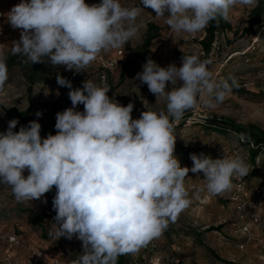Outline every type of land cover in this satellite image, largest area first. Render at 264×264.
Instances as JSON below:
<instances>
[{
    "label": "clouds",
    "instance_id": "9594fccd",
    "mask_svg": "<svg viewBox=\"0 0 264 264\" xmlns=\"http://www.w3.org/2000/svg\"><path fill=\"white\" fill-rule=\"evenodd\" d=\"M173 32L195 34L210 22L228 20L237 5L255 7L257 0H140ZM140 6L120 0H21L6 14L19 40L12 55L25 63L44 62L81 72L102 53L124 47L137 35ZM166 13H168L166 15ZM4 44H0V90L8 80ZM210 60L183 55L182 65L161 67L151 58L135 79L147 84L166 111L146 110L133 119V103L122 106L108 96L110 87L85 80L73 89L57 73V84L70 89L72 107L56 114V135L41 137L36 120L14 131L18 119L0 132V184L11 187L17 201L39 200L53 186L52 223L57 239L76 236L83 251L72 264H117L120 255L137 251L162 235L169 222L190 204L184 181L191 171L203 174L212 195L230 191L249 166L242 157L217 158L190 154L193 166L181 167L174 155V125L199 101L206 107L223 102L238 82L217 80ZM173 86L170 91L166 85ZM178 82H182L177 86ZM83 104L84 111H76ZM37 117L42 112L37 111ZM27 170L28 175L23 173ZM44 203H47L46 199Z\"/></svg>",
    "mask_w": 264,
    "mask_h": 264
},
{
    "label": "rangeland",
    "instance_id": "374dc122",
    "mask_svg": "<svg viewBox=\"0 0 264 264\" xmlns=\"http://www.w3.org/2000/svg\"><path fill=\"white\" fill-rule=\"evenodd\" d=\"M20 2L21 0H15L9 6L13 7ZM85 2L92 5L101 1ZM120 2L129 8L140 6L144 9L135 21L137 35L124 47L105 52L113 55L116 51H121L120 62L110 75V82L121 105L134 104L131 114L133 119L140 118L141 113L146 110L145 104L149 111H166V101L156 100L147 84H141L135 79L148 58L161 67L173 63L180 67L183 55L196 54L202 60H210L209 69L215 79L219 81L234 78L239 86L234 87L223 102L216 103L213 98L215 107H206L198 99L197 106L184 113L183 118L174 125V155L181 167L189 169L193 166L190 159V154L193 153H204L213 159L227 155L246 158L251 165L250 185L259 183L264 174V152L259 155L258 161L253 162L250 149L242 144L236 133L228 129H216L208 121L229 119L242 125H255L264 131V20L261 26H253L250 24V11L253 7L235 6L227 20L232 29L218 34L209 53H205L199 44L205 36L204 29L195 34L173 32L164 18L155 17L156 13L151 8H145L140 0ZM148 22H154L159 29L152 44L143 50L141 44ZM1 24L2 21L0 26L3 27ZM21 31L10 26L0 36V44H4L6 55L10 52L12 42L19 40ZM176 52L183 55H177ZM43 59L51 69L45 74H36L31 84L28 80L30 70L18 65L8 69V80L3 90H0V132H5L8 121L13 119L7 115L9 109L19 112L29 108L30 115L35 118H39L36 113L40 111L46 114L44 122H53L58 112L72 107L68 95L70 89L57 84V73L70 80L73 89L82 88L87 79L97 85L93 72L66 70L64 66H53L47 58ZM40 76L43 77L39 81ZM229 83L231 84V79ZM180 84L182 82H178L177 86ZM172 87L169 82L166 90L170 91ZM75 110L83 112V104L77 105ZM22 125L27 126L28 123L19 121L14 131H19ZM57 131L56 129V134ZM40 134L42 138L46 137V133ZM23 174L27 176V170ZM184 185L189 194V206L179 213L174 222H169L162 235L156 238L157 251L147 253L137 250L129 253L131 264H168L166 256L169 254H175L188 264H256L260 259L264 261V222L259 224L258 231L246 242L244 250L236 247L230 232V221L234 216L229 202L231 190L212 195L206 190L203 174L191 171L185 178ZM55 195L56 188L45 193L39 200L20 202L16 200L9 185L0 184V234L14 231L30 235L33 239L48 243L53 251L59 253L62 264H72L71 256L83 251L82 241L76 236L72 239L55 237L52 226L56 216L52 203ZM45 199L47 203H44ZM0 245L3 250L2 243Z\"/></svg>",
    "mask_w": 264,
    "mask_h": 264
},
{
    "label": "built area",
    "instance_id": "2783aa9c",
    "mask_svg": "<svg viewBox=\"0 0 264 264\" xmlns=\"http://www.w3.org/2000/svg\"><path fill=\"white\" fill-rule=\"evenodd\" d=\"M1 1L9 0H0V2ZM4 13L5 12L0 9V14ZM3 18L4 15H0V21H2ZM2 34L3 30L0 29V36ZM120 55V50L116 51L113 55L102 52L96 60L82 70L93 72L98 86H103L106 83L110 87L107 93L108 96L116 100L119 104H121L120 99L112 87L110 75L117 68L121 59ZM240 140L243 142L242 137H240ZM250 146L252 147V144ZM233 157L236 156H226V158ZM243 159L249 166V173L247 176L243 177L242 180L235 177L233 178V187L229 195V202L232 204L234 211V216L230 221V232L239 250H244L246 242L252 237L254 232L258 231L259 224L264 222V174L259 183L250 185L249 176L251 165L248 159ZM256 161H258V158H256ZM0 243H2L3 247L2 253H0V264H43L42 260L45 256V250L39 247L29 246L22 239L21 234L14 231L0 234ZM138 251L147 253L156 252L157 239H152L145 246L140 247ZM166 261L168 264H188L175 254L166 256ZM60 263L59 258H54L51 264ZM256 264H264V261L260 259Z\"/></svg>",
    "mask_w": 264,
    "mask_h": 264
},
{
    "label": "trees",
    "instance_id": "16d2710c",
    "mask_svg": "<svg viewBox=\"0 0 264 264\" xmlns=\"http://www.w3.org/2000/svg\"><path fill=\"white\" fill-rule=\"evenodd\" d=\"M101 1V0H100ZM264 20V0H260L257 2V5L253 7L250 11V24L255 25L256 27L261 26ZM159 29V26L155 24L154 22H148L146 24V33L143 37V41L141 44V48L143 50H146L151 44L153 39L157 36V31ZM231 24L227 20L220 19L218 22L213 21L210 22V24L204 29V37L199 41V44L202 47V50L206 53H209L211 50L212 43L215 41V38L218 34L225 33L226 31L231 30ZM177 55L182 56L183 54L180 52H176ZM6 63L8 66V69L12 67L13 65H18L21 68H25L30 70L31 74L28 76L29 83L31 84L35 80V75L40 73H47L48 70L51 69L49 67V64L47 61H44L42 63H35L31 64V62L25 63L26 57L23 55H12L11 51L7 53L6 55ZM41 75V74H40ZM43 76H40L39 81L42 79ZM29 84V85H30ZM30 109L26 108L23 111H16L15 109H9L7 111L8 117H12L15 119H18L21 122L29 123L30 121L36 120L41 124V133L45 134L46 137L48 134L56 135V118L53 122H44L43 119L46 116L45 113L42 114L39 118H35L30 115ZM208 123H211L209 125H213L214 128L220 129V130H230L237 134L239 137H243V142L248 149L251 151V159L253 162L256 160V158L259 157V155L264 152V131L258 129L255 127V125H242L238 124L234 121H231L229 119H220V120H209ZM45 137V138H46ZM252 144V147L250 146ZM264 159V157H263ZM51 190H55V186ZM17 233V232H16ZM20 234V233H18ZM82 254L75 252L72 256V262ZM215 258H217L215 256ZM117 264H131L129 260V253L123 254L118 256L117 258Z\"/></svg>",
    "mask_w": 264,
    "mask_h": 264
},
{
    "label": "crops",
    "instance_id": "0c3cea01",
    "mask_svg": "<svg viewBox=\"0 0 264 264\" xmlns=\"http://www.w3.org/2000/svg\"><path fill=\"white\" fill-rule=\"evenodd\" d=\"M15 0H9V1H1L0 2V9L3 10V12H5L4 14L8 13L12 7H10L9 5L14 2ZM3 27L0 26V29L3 30V34L6 32V30H8V27L9 26V23L7 22L6 20V15H4V18L2 20V24H1ZM108 55H111L109 53H106ZM21 237L22 239L26 242V244H28L29 246H32V247H39V248H42L45 250V256L42 260V263L43 264H51L52 263V260L54 258H59L60 262H61V257L59 255V253L53 251L51 249V247L48 246V243L45 244L44 241H40V240H37V239H33L32 236L30 235H27L25 233H21ZM0 253H2V250L0 249ZM62 264V263H60Z\"/></svg>",
    "mask_w": 264,
    "mask_h": 264
}]
</instances>
